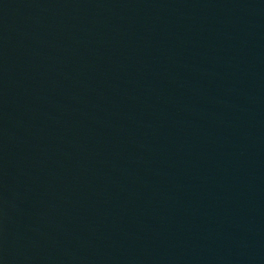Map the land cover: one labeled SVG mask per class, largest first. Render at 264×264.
<instances>
[{"label":"water","instance_id":"water-1","mask_svg":"<svg viewBox=\"0 0 264 264\" xmlns=\"http://www.w3.org/2000/svg\"><path fill=\"white\" fill-rule=\"evenodd\" d=\"M0 264H264V0H0Z\"/></svg>","mask_w":264,"mask_h":264}]
</instances>
